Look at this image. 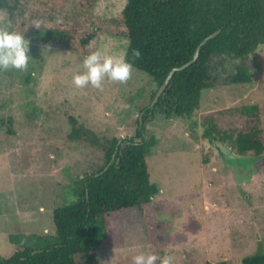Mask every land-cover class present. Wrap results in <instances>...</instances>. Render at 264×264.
Returning <instances> with one entry per match:
<instances>
[{
	"label": "rangeland",
	"instance_id": "obj_1",
	"mask_svg": "<svg viewBox=\"0 0 264 264\" xmlns=\"http://www.w3.org/2000/svg\"><path fill=\"white\" fill-rule=\"evenodd\" d=\"M127 2L98 0L94 12L113 17ZM0 28H10L5 11H0ZM27 38L28 67L0 70L4 257L30 244L33 236L55 234L53 210L75 200V181L103 163L101 149L70 138L71 118L101 138L135 136L137 120L151 106L157 86L133 67L125 82L105 78L100 89L91 84L78 88L72 77L84 70L85 56L70 51L66 36L42 31ZM128 42L103 33L99 50L124 58ZM227 58H234L235 65L242 61L236 56L213 61L211 86L203 90L194 115L168 116L158 110L147 119L148 131L157 136L147 160L161 193L149 206L109 214L102 250L92 261L88 253L75 254L77 264H133L132 257L141 251L170 252L175 264H187L190 253L197 264H241L244 256L264 252V151L240 154L229 143L204 136L205 118L240 128L245 116L239 108L256 102L264 140V44L246 62L251 83L231 82L224 70Z\"/></svg>",
	"mask_w": 264,
	"mask_h": 264
},
{
	"label": "trees",
	"instance_id": "obj_2",
	"mask_svg": "<svg viewBox=\"0 0 264 264\" xmlns=\"http://www.w3.org/2000/svg\"><path fill=\"white\" fill-rule=\"evenodd\" d=\"M97 1L0 0V11L8 14L9 29L24 31L26 37L42 31L64 35L70 51L82 56L99 50L103 33L127 38L124 58L153 78L157 84L153 98L170 70L192 59L201 41L219 32L201 46L194 63L174 73L155 106L144 107L135 136L101 138L71 118L70 138L101 149L103 163L75 181V200L53 210L55 234L33 236L30 244L11 256L0 255V264H77V253H88L94 260L108 233L109 214L149 206L161 193L151 179L147 160L157 144V136L147 129V119L158 110L168 116L194 115L200 109L203 90L211 86L210 69L218 58L242 60L226 71L232 83L253 80L246 62L264 44V0H128L113 17L96 14ZM37 19L43 22L40 28L31 24ZM134 50L140 55L135 56ZM259 110L256 102L243 104L239 113L245 116V124L240 128L221 126L209 116L204 119V136L229 143L240 154H261L264 140ZM149 216L153 220L154 214ZM157 247L163 251L161 244ZM190 260L187 264H197L193 253ZM241 264H264V252L244 256Z\"/></svg>",
	"mask_w": 264,
	"mask_h": 264
},
{
	"label": "clouds",
	"instance_id": "obj_3",
	"mask_svg": "<svg viewBox=\"0 0 264 264\" xmlns=\"http://www.w3.org/2000/svg\"><path fill=\"white\" fill-rule=\"evenodd\" d=\"M36 28L43 25L41 20L33 23ZM135 56H139V50H134ZM31 57L29 39L24 31L16 29L0 28V70L16 69L24 70L28 67ZM83 71L73 74V83L78 88L91 86L100 89L105 78L112 81H127L133 70V64L123 57L104 55L100 50L89 52L83 59ZM133 264H175L170 252L160 255L157 252L141 251L132 257Z\"/></svg>",
	"mask_w": 264,
	"mask_h": 264
},
{
	"label": "water",
	"instance_id": "obj_4",
	"mask_svg": "<svg viewBox=\"0 0 264 264\" xmlns=\"http://www.w3.org/2000/svg\"><path fill=\"white\" fill-rule=\"evenodd\" d=\"M218 32H219V30L213 32L212 34H210L209 36L205 37V38L201 41V43H200L199 46L197 47V49H196V51H195L194 56H193L192 59H190L189 61H187L186 63H184V64H182V65H180V66L173 67V68L170 70V72H169V74L167 75L166 79H165L164 82L161 84V86L159 87L157 93H156L155 96H154L153 102H152V104H151L152 107H153V105L157 102L158 98H159L160 95L163 93L164 89L168 86V84H169V82H170L172 76L174 75V73H175L176 71H178V70L185 69L186 67H188L189 65H191L192 63H194V62L197 60L198 56H199L201 46H202L203 44H205L209 38L214 37ZM108 166H109V164L106 166V168H107Z\"/></svg>",
	"mask_w": 264,
	"mask_h": 264
},
{
	"label": "flooded vegetation",
	"instance_id": "obj_5",
	"mask_svg": "<svg viewBox=\"0 0 264 264\" xmlns=\"http://www.w3.org/2000/svg\"><path fill=\"white\" fill-rule=\"evenodd\" d=\"M226 61H227L226 64H224L225 73L227 70H228V72L231 71V68H233L235 66L236 60L234 58H227ZM219 71L221 73H224V72H222L221 68H219Z\"/></svg>",
	"mask_w": 264,
	"mask_h": 264
}]
</instances>
